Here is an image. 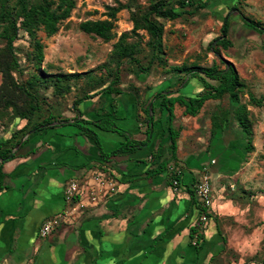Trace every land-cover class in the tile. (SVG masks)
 Returning a JSON list of instances; mask_svg holds the SVG:
<instances>
[{"label": "crops", "instance_id": "0c3cea01", "mask_svg": "<svg viewBox=\"0 0 264 264\" xmlns=\"http://www.w3.org/2000/svg\"><path fill=\"white\" fill-rule=\"evenodd\" d=\"M231 1L210 0L208 8L219 5L227 10ZM170 84L169 80L157 81L152 92L167 89ZM200 90L201 84L191 80L181 93L196 94ZM128 98L123 96L117 101L113 115L123 119V128L133 139L144 140L143 114L138 109L133 113L135 106ZM89 115L84 118L89 119ZM163 126L164 120L154 127L147 146L107 163L99 157L94 143L80 135L75 126L24 136L25 144L17 152L18 157L3 165L7 176L1 181L0 175V264H207L213 259L225 247L217 219L237 215L240 209L215 194L204 225L199 221L202 213L195 190L203 169L208 167L213 181L234 164L232 159L238 160L232 154L239 151L243 133L233 132L236 140L231 136L219 137L210 130L206 141L198 138L191 150L184 152L187 133L180 132L177 160L173 167L168 165L172 172L167 169L155 178H135L149 164L151 152L159 144H167L168 138L161 131ZM207 130L204 127L193 135ZM96 132L105 153L125 140L112 132ZM218 145H224L219 154L222 164L213 169L217 159L210 156L205 160L202 156L213 149L219 151ZM85 163L89 164L82 167ZM105 165L113 169L104 171ZM174 173L180 175V181L170 183ZM105 177L115 180L114 191H110ZM71 182L83 193L80 203L66 200ZM88 190L96 191L95 202L87 197ZM188 190L194 191L195 205ZM57 214L64 215L60 225L48 237H39L43 221ZM196 225L204 237L200 251L195 247L196 234L190 238L191 228Z\"/></svg>", "mask_w": 264, "mask_h": 264}, {"label": "rangeland", "instance_id": "374dc122", "mask_svg": "<svg viewBox=\"0 0 264 264\" xmlns=\"http://www.w3.org/2000/svg\"><path fill=\"white\" fill-rule=\"evenodd\" d=\"M74 2L75 7L70 17L62 23L56 35L46 37L42 31L37 32V38L44 47L43 61L39 67L33 62L31 41L24 31L19 32L18 39L14 42V53L18 61L14 78L26 87L33 83L30 91L37 95L41 102L40 110L33 118L35 122L49 113L73 117L75 113L72 105L76 99L91 94L99 88L100 82L104 81L107 84L110 81L108 71L103 67L109 61L113 44L122 33H130L134 27L133 18L138 16V11L141 12L149 6L150 0H74ZM118 4L130 8H123L117 13L112 30L114 37L111 40L105 41L80 29V24L85 21L107 19V7H116ZM231 8L233 10L228 18V39L233 44L232 49L228 51L231 53V58H225L224 52L222 56L233 62L240 79L245 84L240 102L247 106V118L252 131V150L246 151L247 141L243 134L242 145L237 149L239 151L232 154L238 160L232 159L234 164L228 170L223 168L225 171L222 175L213 181L208 167L200 173V176L206 173L210 179L212 201L216 194L217 198L227 199L240 209L237 215L217 219L218 228L226 238V244L223 250L207 264H264V35L246 26L243 21V19L253 20L264 26V0H232ZM228 12L229 9L226 10L218 5L199 11L193 16H182L174 21L162 22L168 65H180L183 62L189 64L197 62L202 66L212 65L215 57L207 51V47L220 35V29ZM148 40L143 30H137L136 34H132L128 39V42H139L142 48L140 57L144 56L143 65L146 64L145 57L149 53L146 47ZM120 71L121 79L118 87L122 90L123 96L129 97L130 101L136 103L137 109L150 99L153 94V84L165 80V68L160 65H153L151 73L148 76L144 75L142 79L137 76V69L130 65L124 64ZM58 73L79 74L78 78L69 80L70 92L63 96L54 93L52 78H49L50 75ZM248 93H252L258 99L262 98L260 107L249 102ZM123 96L116 99L120 101ZM106 99L105 101L96 97L80 104L78 108L85 114H93L102 107L109 109L108 102L111 100ZM115 103L116 106L117 101ZM135 107L132 109L133 113L137 111ZM228 107L226 98L220 101H208L198 115L199 118L190 120L188 116L184 117L181 107L177 106L174 111L173 126L180 132L187 133L183 140L184 152L191 150V144L196 143L194 141H198V138L199 141L208 139L212 130L211 117L222 118ZM118 115H123L121 108L118 110ZM25 123L26 121L14 117L11 108L0 109V142L8 139L9 134L21 129ZM116 123L118 127L123 128V119L117 120ZM204 127L208 129L205 133L199 136L193 135ZM229 127L227 133L221 128L214 132L219 134V137L231 136L237 140L233 132L239 134L242 132L231 117ZM114 135L119 137L116 133ZM218 148L219 151L213 149L202 156L205 160H209L210 156L217 159L213 169L222 164L223 157L220 155L224 145H218ZM172 164L173 162L170 168L173 167ZM170 168H168L169 173L172 172Z\"/></svg>", "mask_w": 264, "mask_h": 264}, {"label": "trees", "instance_id": "16d2710c", "mask_svg": "<svg viewBox=\"0 0 264 264\" xmlns=\"http://www.w3.org/2000/svg\"><path fill=\"white\" fill-rule=\"evenodd\" d=\"M209 2L210 0H150L149 6L141 12L138 11V16L135 19L133 18L134 27L130 33H122L117 42L113 44L109 61L104 67L102 66L107 69L110 81L107 84L104 81L100 82L99 88L91 94L76 99L72 105V110L75 113L74 117L67 118L49 113L46 117L35 122L33 118L40 110L41 102L38 96L30 91L33 83L26 87L14 78L18 68V61L14 53V42L18 39L19 32L24 31L31 41L33 62H35L36 67H39L43 61L44 47L37 38V32L42 31L46 37L56 35L62 23L70 17L75 2L74 0H0V109L8 110L11 108L15 118L26 121L25 125L14 131L10 138L0 142L1 181L7 176L3 173V165L18 157L17 152L25 144L23 138L28 134H35L42 130L60 126H75L80 130V135L94 143L99 157L107 163L113 161L114 158L123 157V155L131 154L137 149L147 146L154 132V127L161 124L163 119L164 126L161 131L168 138V142L165 146L159 144L157 150L151 152L147 167L135 175V178H155L166 171L171 162L177 160V140L180 130L175 129L173 126L176 107H181L184 116L197 117L206 102L220 101L225 98L229 103V107L224 111L222 118L211 117L212 131L214 132L219 128L230 129L229 119L231 117L244 134L247 141L245 149L250 152L252 150L251 125L247 118V106L240 102L245 84L240 79L233 62L222 56V52H224L226 57L231 58V53L228 51L232 49L233 44L228 39V18L233 8H229V12L224 18L220 35L212 40L207 47V51L215 57L212 65L202 66L197 62L190 64L183 62L180 65L169 66L167 63L162 22L174 21L182 16H193L197 12L207 9ZM123 8L129 9L130 7L121 4L116 7H107V19L85 21L80 24V29L86 34L109 41L114 37L112 30L116 15ZM137 9L139 10V8ZM243 21L246 26L264 35V26L261 23L248 19H243ZM137 30H143L149 38L146 43L149 53L145 57V65L142 64L144 56L140 57L142 48L139 42H128L130 36L136 34ZM124 64L137 69V76L141 79L144 75L148 76L151 73L153 65H160V67L165 68L164 79L169 80L171 83L167 89L153 93L150 99L146 100L138 109L142 112L144 118V140H135L132 138L131 133L118 127L116 123L118 119L113 115L115 113V102L118 101L116 98L124 95L118 87L121 79L120 69ZM78 77L79 74L77 73H58L49 76V78H52L54 93L59 96L69 93V80ZM191 80L199 82L201 90L196 94L185 95L181 93V90ZM96 97L103 98L105 101L106 98H110L111 101L108 102L109 109L102 107L95 110L92 115L88 114L89 119L84 118L86 114L81 112L78 106ZM248 97L250 103L257 107L261 106L262 98L258 99L252 93H248ZM155 101H157V105ZM133 104L136 105L135 102ZM96 129L116 133L124 137L125 140L116 149L105 153L102 150ZM88 164L85 163L82 167ZM105 166L104 171L113 169L107 165ZM170 177V183L180 181V175L174 173ZM188 193L191 197V203L195 205L197 202L194 198V191L188 190ZM198 209L199 213H206V210L201 206ZM206 214L209 218V213ZM218 232L220 234V231ZM190 238L196 239V250H202L204 237L203 234H200V227L196 225L191 228ZM225 243L226 240L222 237V246Z\"/></svg>", "mask_w": 264, "mask_h": 264}, {"label": "built area", "instance_id": "2783aa9c", "mask_svg": "<svg viewBox=\"0 0 264 264\" xmlns=\"http://www.w3.org/2000/svg\"><path fill=\"white\" fill-rule=\"evenodd\" d=\"M105 180H107L106 177ZM106 183H108L110 191H114L115 180L113 178H110L106 181ZM173 185H176V182H174ZM95 192L96 191H90V190L87 191V197L90 199L91 202L96 201ZM195 192L198 197V201L200 202V206L206 210V213H208L209 208L211 207L212 204V200H211L212 196L210 189V179L206 173L201 174ZM82 198H83V193H81L78 185L75 182L69 183L66 190L67 202L72 203L76 201L80 203ZM80 206L82 207L83 205L81 204ZM206 213H202L200 215L199 221L201 223H205L207 221ZM63 219H64V215L57 214L43 221V223L41 224L38 230L39 237L42 238L48 237L54 231V229L60 225Z\"/></svg>", "mask_w": 264, "mask_h": 264}]
</instances>
